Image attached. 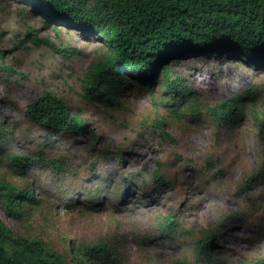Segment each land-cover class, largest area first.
<instances>
[{
	"label": "rangeland",
	"instance_id": "rangeland-1",
	"mask_svg": "<svg viewBox=\"0 0 264 264\" xmlns=\"http://www.w3.org/2000/svg\"><path fill=\"white\" fill-rule=\"evenodd\" d=\"M70 48L78 52L61 51ZM105 52L98 35L44 20L27 1L0 0V219L64 264L88 259L89 246L106 249L97 264H264V67L188 54L165 65L182 98L167 92L161 71L149 82L135 72L111 104L86 91ZM46 91L82 132L26 116ZM230 99L244 117L220 125L209 109ZM21 157L31 159L24 170ZM12 187L33 194L18 216L4 212Z\"/></svg>",
	"mask_w": 264,
	"mask_h": 264
},
{
	"label": "trees",
	"instance_id": "trees-1",
	"mask_svg": "<svg viewBox=\"0 0 264 264\" xmlns=\"http://www.w3.org/2000/svg\"><path fill=\"white\" fill-rule=\"evenodd\" d=\"M34 14L44 20L78 27L98 35L106 52L94 62L87 75L89 99L110 101L117 88L126 82V73L137 72L139 80H155L159 71L173 98L186 92L178 90L179 81L170 77L168 61L188 54L216 57L237 56L253 68L264 67V0H24ZM46 24V21H44ZM35 44L41 40L31 37ZM43 42L55 48L47 40ZM65 55L75 49L61 50ZM180 98L176 102H180ZM230 99L209 109L218 124L238 125L244 117V105ZM26 116L34 123L56 132H82L84 125L71 115L65 101L46 91L27 105ZM28 157L17 158L15 166L25 169ZM57 166L55 161L45 164ZM30 164V163H27ZM3 189L0 184V191ZM4 212L18 216L20 200H34L31 192L8 188L3 194ZM165 231H172L175 221L166 219ZM6 245L13 249L9 253ZM81 264H97L106 253L101 246L86 247ZM0 264H64L43 241L26 239L12 232L0 219Z\"/></svg>",
	"mask_w": 264,
	"mask_h": 264
}]
</instances>
